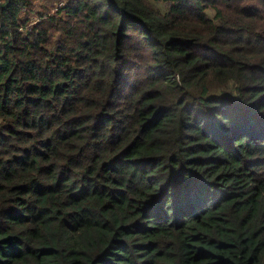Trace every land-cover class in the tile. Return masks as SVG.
Returning <instances> with one entry per match:
<instances>
[{"label":"trees","instance_id":"1","mask_svg":"<svg viewBox=\"0 0 264 264\" xmlns=\"http://www.w3.org/2000/svg\"><path fill=\"white\" fill-rule=\"evenodd\" d=\"M60 2L0 0V264H264V0Z\"/></svg>","mask_w":264,"mask_h":264},{"label":"rangeland","instance_id":"2","mask_svg":"<svg viewBox=\"0 0 264 264\" xmlns=\"http://www.w3.org/2000/svg\"><path fill=\"white\" fill-rule=\"evenodd\" d=\"M61 0H32L35 12L34 14H30L29 17L31 19L30 26H32L35 22H37L40 19L39 15H42L46 12H50L51 15H54L55 12L58 10L60 6H62L64 3L60 2ZM64 2L68 3L69 0H64ZM22 18L28 17L26 14H22Z\"/></svg>","mask_w":264,"mask_h":264}]
</instances>
